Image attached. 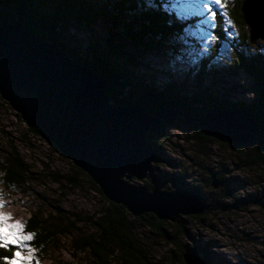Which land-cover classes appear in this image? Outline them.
I'll use <instances>...</instances> for the list:
<instances>
[{
    "label": "trees",
    "instance_id": "1",
    "mask_svg": "<svg viewBox=\"0 0 264 264\" xmlns=\"http://www.w3.org/2000/svg\"><path fill=\"white\" fill-rule=\"evenodd\" d=\"M244 1L235 0L233 9L229 7L228 11L230 10L231 16L235 17L239 24L247 27L242 13ZM142 3L147 5V0H0V27L8 22H21L28 26L38 39L57 44L74 63L88 67L105 78L108 83V94L115 106L142 105L151 115H157L163 108H173L191 117H204L214 109L244 110L264 131V60L262 61L263 56L260 53L249 56L250 33L242 35L243 43H240V46L234 44L237 51V69L244 71L251 79L247 90L252 96L250 101L233 105L226 100H218L203 86L206 65L201 69L202 72H199V83L193 92L187 91L185 82L182 85L171 84L158 90L154 86L145 85V81L138 80L131 67L135 66L139 57L129 48L133 46L144 48L148 43L159 44L169 41L177 35H183L186 29H194L199 25L201 18L177 20L175 13L163 11L162 6L170 3V0H153L151 6H159L160 11L151 13L144 11ZM218 15L223 16L221 12H218ZM219 25V32L224 34V24ZM99 26L106 27V36L95 43H88L83 50L80 44H83V41L77 40L76 35L81 36L83 32L94 34ZM71 29L75 30V36L71 35ZM155 47L152 45L148 50L154 51ZM242 48L244 49L241 50ZM136 92L141 95L138 103L133 101ZM0 100L3 101L1 97ZM16 117L22 119L18 114ZM167 125L169 123H163L164 128L160 134L163 138L162 143L168 140L164 133ZM171 126L189 134L188 140L196 145L198 153L204 158L210 157L212 145L226 146L206 137L203 131L188 124L182 116ZM26 132L27 135L23 134L25 142L29 141L30 135L38 137L34 128L28 127ZM154 139V135L149 136V141L160 152L159 163H163L162 144H156L153 142ZM50 146L55 152L60 153L53 145ZM9 148L0 158V180L4 189L13 192V195L30 193L28 187L34 179L31 166L14 144H10ZM232 148L247 166H264V146L254 144L247 148L233 145ZM244 149L249 150L243 152ZM69 165L70 172L53 173L51 175L53 181L75 189H81L86 183L97 192L106 207L92 217H83L79 214L68 216L55 206L51 212L38 208L25 225L27 231L36 234L32 243L38 249L40 262L49 257L50 249L59 243L61 237L74 236L72 239L74 250L76 253L87 255L90 264H187L184 259L187 253L200 256L213 264L209 255L211 246L189 248L182 244L184 239L190 237L189 220H203L206 216L221 211L216 205L215 197H212L213 201L207 203L202 187L188 189L182 174L170 176L153 173L143 182L141 186L143 190L150 192L158 185H162L165 190L171 184L174 190L178 188H182L184 192L196 190L202 195L208 210L202 217H182L177 223L160 221L154 215L136 218L123 206L110 202L101 189L80 169L71 162ZM219 179L220 176L214 175L206 185L212 186L213 182L220 181ZM228 195L226 189H223L218 196ZM140 226L150 230L166 245L159 259L153 257V250L139 237Z\"/></svg>",
    "mask_w": 264,
    "mask_h": 264
},
{
    "label": "rangeland",
    "instance_id": "2",
    "mask_svg": "<svg viewBox=\"0 0 264 264\" xmlns=\"http://www.w3.org/2000/svg\"><path fill=\"white\" fill-rule=\"evenodd\" d=\"M213 8L217 12L215 28L205 25L202 29L217 37L210 44L201 40L198 35H190L187 31L189 29H186L183 35H177L169 41L159 44L148 43L144 48L139 46L129 48L139 57L135 66L131 67L138 80L145 81V85L154 86L158 90L171 84L182 85L185 82L187 91L193 92L199 83V72H202L201 69L206 65L203 86L218 100H226L233 105L250 101L252 96L247 90L251 79L244 71L237 69V51L234 47V44L240 46V43H243L242 35L245 33L249 35L250 29L239 24L229 10V17L236 25L234 30L230 29L226 18L218 15V12L222 13L223 10L215 5ZM222 23L224 34L218 30L219 24ZM190 30L198 32L197 26ZM74 31L71 29L70 33L75 36ZM105 31V26H99L94 34L83 32L81 36L76 37L77 40L83 41V44H80L85 50L88 43H95L106 36ZM152 45L156 46L155 50H148ZM248 50L250 57L260 53L263 56L262 61L264 60L263 40L250 42ZM192 51L203 53L196 58L195 64L190 63L191 57L188 56ZM176 56L183 57L184 62L177 63L176 71H170L168 65ZM140 99L141 95L136 92L133 101L138 103ZM3 102L0 100V158L10 149V144H14L31 166L34 176L28 187L30 193L20 195L6 191L0 180V192L4 194L7 204L4 211L10 212L14 219L26 223L31 214L40 207L51 212L55 206L68 216L79 214L83 217H92L105 209V202L88 184L84 183L81 189H75L53 181L51 177L53 173L70 172V161L55 152L40 136L30 135L29 141L25 142L23 134L27 135L28 126L22 119L16 117V112L7 103ZM164 133L168 137L165 143H162L163 138L160 135H154L153 142L162 144L164 162L153 163V173L170 176L182 174L188 189L202 187L207 203L213 201L212 197H215L216 205L221 209L220 212L210 214L203 220H189L190 237L184 239L182 244L189 248L211 246L209 255L213 264H264V166H247L229 144L224 147L212 145L210 157L204 158L198 153L196 145L188 140L189 134L179 131L171 124L165 127ZM248 150L244 149L243 152ZM214 175L221 178L219 179L221 186L217 189L206 185ZM143 182L135 179L133 184L141 187ZM223 189H226L228 196H218ZM165 190L175 191L172 184ZM138 234L153 250V257L159 259L166 245L143 226L138 228ZM73 237H61L59 243L50 249L49 257L40 264H90L87 255L76 253L74 250Z\"/></svg>",
    "mask_w": 264,
    "mask_h": 264
},
{
    "label": "water",
    "instance_id": "3",
    "mask_svg": "<svg viewBox=\"0 0 264 264\" xmlns=\"http://www.w3.org/2000/svg\"><path fill=\"white\" fill-rule=\"evenodd\" d=\"M251 42L264 41V0H245L242 6ZM0 97L29 128L53 145L85 173L112 203L133 217L154 215L177 223L184 216L208 210L202 195L158 185L153 191L133 184L153 174L160 152L149 141L160 135L163 123L182 116L206 137L229 145L264 146V131L248 112L214 109L204 117L163 108L151 115L144 106H115L102 76L74 63L57 44L40 40L24 23L0 27ZM212 186L217 189L221 182ZM187 264H210L187 253Z\"/></svg>",
    "mask_w": 264,
    "mask_h": 264
},
{
    "label": "snow or ice",
    "instance_id": "4",
    "mask_svg": "<svg viewBox=\"0 0 264 264\" xmlns=\"http://www.w3.org/2000/svg\"><path fill=\"white\" fill-rule=\"evenodd\" d=\"M153 0H147V5L141 4L146 13L159 12L160 7H152ZM213 5L223 10L222 15L226 18V23L230 29H235L236 25L229 17V7L234 6V0H170V3L163 5L165 13H175L177 20H187L189 17H199L200 23L197 25L198 32L189 31L190 35H198L201 40L210 44L217 37L203 31V26L215 28L217 12ZM206 50V49H205ZM203 53L189 52L190 63L195 64L196 58ZM181 56H176L170 61L168 68L176 71L177 63H183ZM7 204L4 194L0 192V264H40L37 247L33 246L35 233L26 230V225L22 220L14 219L10 212L4 211Z\"/></svg>",
    "mask_w": 264,
    "mask_h": 264
},
{
    "label": "bare ground",
    "instance_id": "5",
    "mask_svg": "<svg viewBox=\"0 0 264 264\" xmlns=\"http://www.w3.org/2000/svg\"><path fill=\"white\" fill-rule=\"evenodd\" d=\"M154 171V170H153Z\"/></svg>",
    "mask_w": 264,
    "mask_h": 264
}]
</instances>
